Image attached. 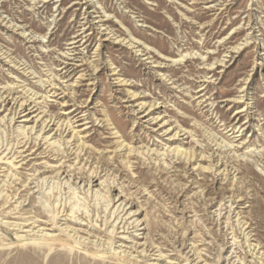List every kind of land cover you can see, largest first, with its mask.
<instances>
[{"label":"rangeland","instance_id":"374dc122","mask_svg":"<svg viewBox=\"0 0 264 264\" xmlns=\"http://www.w3.org/2000/svg\"><path fill=\"white\" fill-rule=\"evenodd\" d=\"M261 63L264 0H0V95L36 111L0 112V264H264Z\"/></svg>","mask_w":264,"mask_h":264},{"label":"bare ground","instance_id":"6f19581e","mask_svg":"<svg viewBox=\"0 0 264 264\" xmlns=\"http://www.w3.org/2000/svg\"><path fill=\"white\" fill-rule=\"evenodd\" d=\"M251 39V38H250ZM74 43H77V42H74ZM129 43V42H128ZM249 42H248V40H246V43L244 44V46H246L247 44H248ZM130 45H132V46H135L134 45V43H130ZM239 50L241 49V48H238ZM261 64H263V63H261ZM264 65V64H263ZM115 71V70H114ZM122 81V80H121ZM69 91V90H68ZM201 91H203V89H201ZM136 95V94H135ZM243 98V97H242ZM241 99V98H240ZM12 101H14V104H18V107H19V109L18 110H15L14 112H12L13 113V116L11 117V122H14V120H15V118H16V116L17 115H22L21 117H27L24 121H29L30 120V117H28L29 115H31V114H33V113H35L36 111H32V109L33 108H29L30 109V111H28L27 113H26V110H28V106L30 105V104H27V102L28 101H23L21 104H19V101L17 102V98H14V97H12L10 100H9V96H7V97H5L4 95H0V107L1 108H5L4 110H0V112L1 111H5L6 109H7V106H8V104H10ZM242 101H244V100H242ZM74 111H76V110H74ZM242 111H244V110H240V111H238V113H240V112H242ZM5 119V118H4ZM40 119V118H39ZM70 120V119H69ZM65 121V120H64ZM37 124H38V122H37ZM57 127V131H61L63 134L65 133V132H67V131H71V129H72V132L74 133V137H76V138H78L79 140L81 139V137L79 138V136H80V132H78L77 130H75V128L73 127V125L72 124H70V122H66V123H63V122H61V123H56L55 122V119H52V118H47L46 120H44L43 121V125H42V128L40 129V131H38L39 132V134H38V136L35 138L36 140H39L40 139V142L41 141H46L45 143H50V141L52 140V139H54V137L51 135V131H53V129H54V127ZM20 129V131L23 133V134H27V135H29L28 133V131H27V129L25 128V126H23V127H20L19 128ZM31 129V132H35L36 131V127L35 126H33L32 128H30ZM170 129V128H169ZM169 129L167 130V131H169ZM35 133H37V131L35 132ZM49 134V135H45V134ZM179 134H180V131H176L175 132V134L173 135V137H177V136H179ZM32 136H33V134H32ZM52 136V138H50ZM55 143H58L57 141H54V142H52V144H55ZM30 149H24L23 148V150H21V151H19V152H17L19 155L17 156V158L18 157H23V159L22 160H25L27 157H29V155L30 154H33V153H30V154H26L25 156H24V153H27L28 151H29ZM178 153H185V150L184 149H179V148H177V149H175ZM134 151H136L135 149H131L130 150V152L129 153H131V152H134ZM148 152V151H147ZM9 153H11V151L9 152ZM138 153V152H137ZM139 153H140V151H139ZM149 153V152H148ZM188 153V152H187ZM14 154V153H13ZM186 154V153H185ZM187 155V154H186ZM194 156H192V158H193ZM200 158V157H199ZM2 159V158H1ZM15 159V158H14ZM21 161V160H20ZM128 163V162H127ZM211 166V165H210ZM217 167V166H216ZM209 167H206V169H208ZM210 168H213V165H212V167H210ZM37 175H41V174H37ZM63 175V174H62ZM35 176V175H34ZM34 176H32L33 178H29L28 179V181H26V180H24L23 181V183H25V186H26V189H25V191H28V192H30L31 191V187H30V185L31 184H33V183H35V180H37L38 178L37 177H34ZM43 181H45V179H43ZM95 181L97 182L98 180H92L91 181V183H90V186H93L94 185V183H95ZM88 184V183H87ZM88 190H89V186H88ZM21 192H23V191H21ZM117 200H112L114 203H116V204H114L115 206H116V208H115V211L117 212V211H119L120 213L119 214H122V216H119V215H117V219L119 220V219H121V221H119V224H121L122 222H124L123 221V219H124V217H126L125 219H132L136 214H133L132 213V211H130V208H128V202H126V201H122L121 203L119 202V201H121V199H122V196L120 197H117L116 198ZM34 208V207H33ZM135 213V212H134ZM115 214H117V213H115ZM65 216V215H64ZM113 216V215H112ZM70 217L72 218V216L70 215ZM38 217H36V216H29L28 218H24V221H23V223H21V224H16V225H14L15 227H18V228H21V229H23V228H27V230H25L26 232H31V231H34L36 228H40L39 230H38V232H35V233H41V235L42 236H44V237H47V238H52V237H57V235L58 234H55V233H52V232H46L45 231V229L44 228H41V223L40 224H38L37 225V223H39V222H41L42 220H40V219H37ZM65 220V223H62L63 225L64 224H67L65 227H66V229L68 230V229H70L71 228V230H70V232H74L73 233V235L74 236H76L77 238H79V239H86V238H84L83 236H80L79 235V232L80 231H78L77 229H74V228H72L71 227V225H68V224H70V221H72V219H68V218H65L64 219ZM69 220V221H68ZM79 220V219H78ZM76 221H77V219H76ZM136 221V220H135ZM134 221V222H135ZM133 222V223H134ZM136 223V222H135ZM138 223V222H137ZM45 224H48V221H46L45 222ZM79 224V223H78ZM118 224V225H119ZM132 224V223H131ZM81 225H86V224H81ZM117 225V226H118ZM120 226V225H119ZM125 226V225H124ZM138 224L137 225H135V227H137L138 228ZM64 227V226H63ZM119 228V227H118ZM122 228H124V227H122ZM116 229H117V227H116ZM137 230H141V229H137ZM113 233L115 232V230H113L112 231ZM118 234H121V236L119 237V238H121V241H122V244H120L119 246H118V252H119V254H121L122 256H129V257H133V258H137V257H140L139 255L138 256H136V255H134V251L132 250V248H136V251H138V249H139V247L137 248V242H136V240L138 239L137 237L139 236L138 234L136 235V234H134L133 233V236H131L130 234V236L129 235H127L129 232H125V230H123V231H120V232H117ZM136 233H137V231H136ZM133 237V238H132ZM133 239V240H130V239ZM135 242V243H134ZM126 243H134V245L133 246H130V247H128V246H126L125 244ZM142 251H144V249H142L141 251H138V253H142ZM154 253V252H153ZM142 255V254H141ZM154 255H157V254H154ZM160 257H159V259H161V257H162V254H158ZM28 261V260H27ZM32 261V260H31ZM59 261V263H57V264H68V261H67V258H64V259H59L58 260ZM160 261V260H159ZM32 262H34V261H32ZM66 262V263H65ZM27 263V262H26ZM168 263H171V261H169ZM25 264V263H24ZM29 264V263H28Z\"/></svg>","mask_w":264,"mask_h":264}]
</instances>
